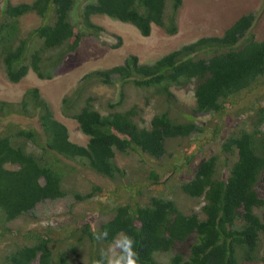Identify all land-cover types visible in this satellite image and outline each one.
<instances>
[{
	"label": "trees",
	"instance_id": "trees-1",
	"mask_svg": "<svg viewBox=\"0 0 264 264\" xmlns=\"http://www.w3.org/2000/svg\"><path fill=\"white\" fill-rule=\"evenodd\" d=\"M169 1L95 0L84 6L81 16L77 0L8 3L0 13V66L13 84L31 71L42 80H52L84 38L100 37L104 28L93 22L95 16L131 24L143 37L152 35L153 25L177 35L184 0H171V6ZM29 14L43 20L30 32L23 22ZM256 22L255 14L243 15L223 36L200 38L152 64H142L137 56H131L122 66L86 75L76 91L63 99L64 115L77 121L89 137L85 146L71 140L69 129L57 120L38 88L29 89L19 102L0 99V119L13 115L37 118L41 127L38 131L10 123L0 131V243H6L3 264H70L66 253L56 255L58 240L51 228L45 234L26 233L24 243L12 242L6 236L20 235L9 225L32 216L41 202L64 199L69 193L85 202L103 194L99 185L92 186L86 195L69 190L68 182L77 174L78 168L72 165L75 162L118 185L127 178L133 195L127 203L109 206L99 229L86 222L79 234L72 231L68 240L77 242L70 244L71 254L89 242L94 246L90 264H95L100 249L123 231L135 238L140 264H264V219L259 215L264 210V107L249 117V128L240 127L225 140V158L215 154L203 159L190 180L181 184L180 192L202 205L190 213L161 194L150 195L145 202L147 187L139 185L146 181L166 186L182 167L193 165L198 151L192 143L185 148L186 155L170 163L169 169H164L168 161L158 162L165 174L152 166L145 179L140 177L137 182L117 163L118 155L132 151L154 161L173 158L172 141L190 140L194 134L208 131L197 123V116L222 118L233 99L264 85V39L259 40L252 31ZM116 81L122 88L121 98L109 104V113L103 114L96 109L94 98L85 97L87 87L112 86ZM129 85L149 93L146 105L153 97L158 100L160 112L149 125L138 104L121 110ZM191 85L196 106L191 112L185 108L175 112V107L181 106L174 100L173 87ZM94 230L108 231V241L96 242ZM189 241L187 255L176 252ZM157 254L172 257L163 261Z\"/></svg>",
	"mask_w": 264,
	"mask_h": 264
},
{
	"label": "rangeland",
	"instance_id": "rangeland-1",
	"mask_svg": "<svg viewBox=\"0 0 264 264\" xmlns=\"http://www.w3.org/2000/svg\"><path fill=\"white\" fill-rule=\"evenodd\" d=\"M33 0H0V13L5 9L8 3L18 5ZM78 13L84 6L93 0H77ZM168 5L171 6V0ZM253 13L257 17V22L253 28V33L259 40L264 39V0H184L183 8L179 14V33L169 35L160 27L154 25L151 37H143L139 31L131 24L122 23L106 16H96L93 22L106 29L100 38H85L80 50L69 55L64 66L54 75L52 80H42L33 71L29 72L20 83H11L0 66V99L9 102H19L25 93L32 88H38L41 96L49 102L57 120L65 124L70 131L71 140L80 145H87L89 137L85 136L79 128L76 121L68 118L63 113V99L76 91L83 78L93 71L107 70L114 66L121 65L125 59L131 55L138 56L142 64H152L161 57L180 49L184 45L196 42L203 37L222 36L224 32L232 26L243 15ZM24 29L28 32L41 25V19L35 14H29L23 19ZM78 23L80 20L77 21ZM121 40V41H120ZM119 46V47H118ZM121 86L114 83L113 86L94 85L87 87L85 97L95 99L94 104L103 114H108L109 104H116L119 101ZM126 108L138 104L143 109V117L147 124L153 116L160 112L157 99H150L146 105L144 91L136 89L129 85L125 89ZM176 99L181 108L174 109L179 112L180 109H191L196 106L194 97V85L185 89L174 90ZM234 108L228 105V111L222 118L212 115L197 116V123L206 126L208 131L204 135L194 134L190 140L172 141L171 150L174 157L166 156L161 161H154L145 154L131 152L125 156L118 155L117 163L122 169H126L129 178L134 182L140 177L145 179L147 170L153 167L160 169V174H165L164 169H169L170 163L178 162V158H183L185 148L192 143L194 151H198L195 163L191 166L182 167L172 181L166 186L143 183L140 187L146 186L147 202L150 195H165L166 198L177 201L182 210L190 213L193 208L199 209L202 205L197 200L189 199L180 192V186L183 182L190 180L196 166L203 160L212 155L223 154L222 144L225 140L240 127L249 128L250 118L255 115V110L264 107V85L255 90H249L232 100ZM178 105V106H179ZM173 111V112H174ZM181 118V117H180ZM10 123L20 125L26 128H35L41 131L37 118L29 119L17 115L0 119V131ZM264 130V127H263ZM219 132V133H217ZM217 133V134H215ZM192 139V140H191ZM31 150L34 146H31ZM169 163L164 169L158 162ZM78 168L77 174L68 182V188L72 192L86 195L92 190V186L99 185L103 188V194L97 195L88 201H77L73 193H69L66 198L56 201L47 200L39 203L32 216H24L9 225L14 232L20 231V235L13 237L14 234L7 235V240L24 243V237L28 232L34 231L37 234H45L48 228L52 229V235L58 240L55 247L56 255L67 254V260L70 264H90L92 246L89 242L84 243L81 249L75 254L69 251L70 244L77 242L73 238L68 240L72 231L80 233L81 224L90 222L91 227L99 229L102 223V217L107 213L108 207L119 203H127L133 195L132 189L128 188L127 178L116 182L100 176L92 170L85 168L79 163H72ZM163 175H161V180ZM126 186V187H125ZM124 187L125 189H122ZM263 196V191H260ZM259 215L264 219V210L259 211ZM5 241V239H3ZM62 240V241H61ZM191 241L177 247L176 252H189ZM0 263L3 264L5 255V244L0 243ZM264 246V237H263ZM172 254H157L158 260L169 261ZM59 260V258H58ZM56 263V262H55ZM37 264V263H36Z\"/></svg>",
	"mask_w": 264,
	"mask_h": 264
},
{
	"label": "clouds",
	"instance_id": "clouds-1",
	"mask_svg": "<svg viewBox=\"0 0 264 264\" xmlns=\"http://www.w3.org/2000/svg\"><path fill=\"white\" fill-rule=\"evenodd\" d=\"M93 1H95V0H93ZM81 15H82V12H81ZM247 15V14H246ZM39 17V16H38ZM96 17V16H95ZM107 17V16H106ZM40 18V17H39ZM94 18V17H93ZM110 18V17H109ZM41 19V18H40ZM112 19V18H111ZM113 20H115V19H113ZM41 21H42V23H41V25L43 24V20L41 19ZM116 21H118V20H116ZM120 22V21H119ZM127 24V23H126ZM41 25H39L38 27H40ZM79 25L81 26V27H83L82 25V23H81V21L79 22ZM99 26V25H98ZM154 26V25H153ZM38 27H36V28H38ZM102 27V26H101ZM35 28V29H36ZM104 28V27H103ZM106 31V29L104 28V31L100 34V37H101V35L102 34H105L104 32ZM140 33V32H139ZM152 33H153V30H152ZM225 33V32H224ZM224 35V34H223ZM222 35V36H223ZM100 37H98V38H100ZM151 37V36H150ZM87 38V37H86ZM88 38H90V37H88ZM95 38V37H94ZM98 38H95V39H98ZM146 38H149V37H146ZM85 39V38H84ZM84 39L82 40V42L84 41ZM121 41V40H120ZM198 41V40H197ZM82 42H81V45H82ZM194 43V42H193ZM81 45H80V47H79V49L75 52V53H71V54H69V55H74V54H76L79 50H80V48H81ZM189 45V44H188ZM185 46V45H184ZM119 47V46H118ZM183 47V46H182ZM68 55V56H69ZM68 56H67V58H68ZM131 56H135V55H131ZM131 56H129V57H131ZM166 56V55H165ZM128 57V58H129ZM138 57V56H137ZM164 57V56H163ZM66 58V59H67ZM127 58V59H128ZM162 58V57H161ZM160 58V59H161ZM127 59H125V61L121 64V65H117V66H122V65H124L125 64V62H126V60ZM141 63V62H140ZM114 67H116V66H114ZM114 67H112V68H114ZM112 68H110V69H112ZM115 78H118V76H116ZM116 83H118L117 81H116ZM114 85V84H113ZM112 85V86H113ZM120 85V84H119ZM107 86V85H106ZM191 86H193V85H191ZM190 87V86H189ZM188 88V87H187ZM175 89H185V88H176V87H173V89H172V91H173V94L175 95V93H174V90ZM120 92H121V90H120ZM194 97H195V91H194ZM120 98H121V93H120V96H119V100H120ZM154 98H156V97H154ZM176 99V96H175V98H174V100ZM195 100H196V98H195ZM177 101V103H178V100H176ZM119 102V101H118ZM117 102V103H118ZM136 105V104H135ZM228 105H231L230 103L228 104ZM228 105L226 106V112L228 111ZM231 106H233V108H234V103H233V105H231ZM96 107V106H95ZM132 107V106H131ZM130 107H127L126 108V103L121 107V110H126V109H129ZM260 109V108H259ZM258 109V110H259ZM98 110V109H97ZM258 110H255V114H256V111H258ZM208 115H210V114H208ZM199 116H206V115H199ZM213 116V115H212ZM255 116V115H254ZM69 118V117H68ZM251 120V119H250ZM75 121V120H74ZM77 122V121H76ZM151 122V121H150ZM62 123V122H61ZM65 125V124H64ZM79 125V124H78ZM200 125V124H199ZM66 126V125H65ZM201 126H203V125H201ZM206 127V126H205ZM264 127V126H263ZM68 128V127H67ZM80 128V127H79ZM69 129V128H68ZM264 131V130H263ZM207 132V131H206ZM206 134V133H205ZM85 135V134H84ZM202 135H204V134H202ZM86 136V135H85ZM88 137V136H87ZM88 144V143H87ZM45 202V201H44ZM42 203V202H41ZM92 235H93V238H94V240L96 241V242H98V243H103L104 241H108V238H109V232L108 231H106V230H94L93 231V233H92ZM264 237V236H263ZM263 237H262V239H263ZM262 243H263V241H262ZM262 247H264L263 246V244H262ZM95 264H140V261H139V253H138V251H137V249H136V240H135V238L132 236V235H129L128 233H126V232H123V231H121V232H118V233H116L114 236H112V238H111V241L108 243V246L107 247H102L101 249H100V254H99V257H98V259H96V261H95Z\"/></svg>",
	"mask_w": 264,
	"mask_h": 264
}]
</instances>
